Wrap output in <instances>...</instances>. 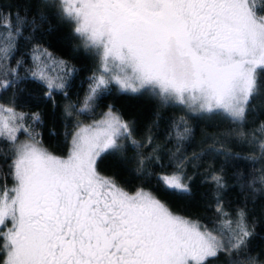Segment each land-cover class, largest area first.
I'll list each match as a JSON object with an SVG mask.
<instances>
[{"label": "snow or ice", "instance_id": "1", "mask_svg": "<svg viewBox=\"0 0 264 264\" xmlns=\"http://www.w3.org/2000/svg\"><path fill=\"white\" fill-rule=\"evenodd\" d=\"M57 7L100 61L99 75L89 78L78 113L93 111L101 94L115 84L122 93L147 90L163 105L243 122L259 94L264 15L258 13L264 12V0H58ZM6 20L9 34L0 38V92L18 88L29 77L46 86V97L63 90L74 69L38 45L32 49L28 77L18 76L21 61L9 66L15 37L29 21L17 14L13 32L11 19ZM30 23L35 30V18ZM26 118L14 101L0 104V138L14 152L15 181L0 192V227L11 222L0 232V264H208L222 254L225 264H258L251 256L237 259L253 233L245 210H237L235 220L224 212L219 193L227 185L220 172L208 176L219 217L209 229L172 213L151 192L138 188L129 193L114 177L97 171L102 155L121 153L126 143L137 149L136 172L144 173L148 162L159 160L158 146L147 155L140 151L152 147L151 137L136 140L131 124L112 105L101 119L78 128L66 158L39 147L37 134L24 127ZM32 120L38 121L39 113ZM186 123L181 117L176 125L178 140L191 133ZM20 130L32 142L18 143ZM260 148L264 153V143ZM187 160L176 157L171 173L155 175L163 190L192 195L193 177L184 172Z\"/></svg>", "mask_w": 264, "mask_h": 264}, {"label": "trees", "instance_id": "2", "mask_svg": "<svg viewBox=\"0 0 264 264\" xmlns=\"http://www.w3.org/2000/svg\"><path fill=\"white\" fill-rule=\"evenodd\" d=\"M254 3L258 4L259 0ZM57 4L58 0H0V38L9 34V29L3 26L6 18L11 19L13 32L17 14L26 16L29 21L22 34L15 37V49L8 61L10 67H17L16 61H21L19 77H28L27 70L33 64L32 49L37 45L74 69L66 79L65 88L53 90L50 98L45 96L46 86L29 77L22 80L18 88L0 92V104L12 105L14 101L16 110L27 114L24 127L37 134L35 138L48 152L60 156L67 154L72 133L79 123L96 118L112 105L113 110L131 124L136 140L144 142L151 137L152 147L140 151L147 155L158 146L155 156L159 160L148 162L144 173L136 172L137 149L126 143L121 153L102 155L97 169L114 177L126 189H146L171 212L209 229L216 227L219 217L215 211L217 193L208 176L213 171L220 172L227 185L219 193L224 212L235 220L237 210H245L246 223L253 233L247 248L241 250L237 259L243 261L251 256L257 258L258 264H264V183H261L264 153L260 148L264 143V71H258L260 91L249 104L243 122H234L222 113L206 116L190 113L179 106L163 105L147 90L138 94L122 93L115 84L101 94L93 111L78 113L89 78L100 71V61L93 51L83 46L73 32L74 25L59 14ZM34 18L35 30L30 23ZM33 113H39L38 121L32 120ZM181 117L191 133L178 140L176 125ZM183 128L184 125H179L181 132ZM17 135L29 136L23 130ZM176 157L188 158L184 172L193 177L190 196L165 191L155 179L158 173L173 171ZM13 159L10 143L0 138V192L14 183ZM226 260L222 254L208 264H225Z\"/></svg>", "mask_w": 264, "mask_h": 264}, {"label": "rangeland", "instance_id": "3", "mask_svg": "<svg viewBox=\"0 0 264 264\" xmlns=\"http://www.w3.org/2000/svg\"><path fill=\"white\" fill-rule=\"evenodd\" d=\"M42 49H43V47H41ZM56 59H58V60H61L60 58H56ZM97 75H99V72L98 73H96ZM108 110V108H106L100 115H98L96 118H94V119H92V120H89V121H85V122H81V123H79L76 127H75V129H74V131H73V133H72V136H73V134L78 130V128L79 127H86V126H88V125H90V124H92L93 123V121H96V120H99V119H101V116H102V114L104 113V112H106ZM114 111V110H113ZM16 137H17V142L19 143V142H32L31 140H30V138H29V136H24V135H22V136H18L17 135V133H16ZM36 139V138H35ZM37 140V139H36ZM71 140H72V137H71ZM70 145H71V141H70ZM39 147H42L43 149H45L44 147H43V145L39 142V145H38ZM70 148V147H69ZM46 150V149H45ZM50 153V152H49ZM68 153H69V150H68V152H67V154L66 155H63V156H60V155H56V154H53V153H51L52 155H55V156H58V157H63V158H66L67 157V155H68ZM14 185H15V181H14V183L12 184V186L9 188V189H11L12 187H14ZM175 214V213H174ZM176 215H178V214H176ZM190 220V219H189Z\"/></svg>", "mask_w": 264, "mask_h": 264}, {"label": "flooded vegetation", "instance_id": "4", "mask_svg": "<svg viewBox=\"0 0 264 264\" xmlns=\"http://www.w3.org/2000/svg\"><path fill=\"white\" fill-rule=\"evenodd\" d=\"M97 171L101 174V175H104V176H110L108 174H105L103 172H100L98 169ZM122 187V186H121ZM126 191H128L129 193H134L138 188L140 187H136V188H133V189H126L125 187H123ZM145 191H147L146 189H144ZM148 192V191H147ZM174 213V212H172ZM176 214V213H175ZM181 216V215H179ZM183 217V216H182ZM11 227V222L9 221L8 224H7V227H0V232H6L8 228ZM3 245H4V240L2 238H0V262L3 261L4 259V252H3Z\"/></svg>", "mask_w": 264, "mask_h": 264}]
</instances>
